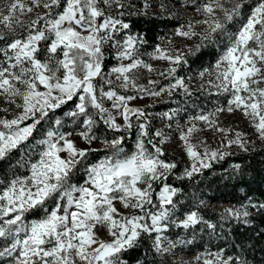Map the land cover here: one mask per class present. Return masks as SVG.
<instances>
[{
  "label": "snow or ice",
  "instance_id": "obj_1",
  "mask_svg": "<svg viewBox=\"0 0 264 264\" xmlns=\"http://www.w3.org/2000/svg\"><path fill=\"white\" fill-rule=\"evenodd\" d=\"M227 3L232 0H202L197 5L196 11L203 19L196 24L206 25L203 34L195 31L196 24L192 22L176 30L178 36L188 39L199 36L201 40L211 41L216 34L225 32L227 24L241 17L246 4L251 5L239 27L229 34L227 46L214 66L213 86L229 96L227 108L217 107L207 114L189 118L190 126L180 131V140L191 165L177 179L191 178L228 154L207 147L199 151L201 146L191 142L193 134L201 130L196 122L227 137L231 129L219 127L215 117L224 111H240L264 139V87L261 86L264 85V0H255V3L236 0L230 8L226 7ZM113 5L123 7L120 0H63V3L62 0H14L7 6L8 14L0 12V41H6L8 33L15 34V26H23L17 12L23 16L31 13L33 7L49 10L62 7L55 16L51 12L37 15L28 24L24 36H15L0 47L3 58L0 60V98L21 109L13 119L0 118V161L7 160L17 150L28 153L21 165L26 166L27 174H13L7 181L0 179V261L4 264H127L122 253L138 247L142 234L155 233L153 247L157 252L176 246L172 242L168 248L162 245L167 239L164 233L168 224L176 223L172 217L180 190L167 180L177 165L162 158L164 151L159 144L166 143L167 137L162 131H156L154 136L160 140L153 141L147 114L131 107L130 101L137 95L159 96L176 89L190 95L185 80L176 76L177 68L187 64V60L182 52L156 47L149 54L150 59L166 61L169 68L160 75L174 79V83L159 91L155 87L138 86L132 76L135 71L156 70L138 57V48L143 43L140 37L126 35L122 42L116 38L129 25L108 14ZM218 13H223V20ZM108 44L118 50L116 59L121 63L105 74ZM125 60L130 63H123ZM205 74L211 73L206 70L199 75L203 78ZM113 75L122 89L135 94L121 95L111 87L105 90L100 86L98 81L111 86L112 80L108 77ZM157 83L149 81L153 86ZM106 100L111 101V109L105 106ZM69 102H74V107L65 115L79 122V130L63 131L62 120L55 119L54 127H49L43 138L29 146L28 141L41 122ZM0 111L8 113L10 109L0 108ZM175 115V112L163 114L168 120ZM117 116L123 124L117 123ZM133 118L138 135L130 152L123 147L124 136L109 140L95 134L94 129L100 122L115 133L130 131ZM73 136L79 137L87 147H78ZM145 137L152 150L146 147ZM98 139L112 151L85 168L86 179L82 185L70 184L69 178L76 166L86 161L91 152L98 151L91 147ZM233 144L245 147L242 133H235L227 147ZM154 185H159L158 191ZM49 200L55 201L51 210L47 205ZM116 202L132 209V214H122ZM33 211L42 214L37 219H26ZM228 213L235 217L248 215L246 211L231 209ZM201 219L196 212H191L176 226L187 229L199 224ZM98 228L107 229L112 239H100ZM201 259L203 264H245L220 252L197 257Z\"/></svg>",
  "mask_w": 264,
  "mask_h": 264
},
{
  "label": "trees",
  "instance_id": "obj_2",
  "mask_svg": "<svg viewBox=\"0 0 264 264\" xmlns=\"http://www.w3.org/2000/svg\"><path fill=\"white\" fill-rule=\"evenodd\" d=\"M136 2L143 5L146 2H150V0H137ZM253 3H255V0H253ZM245 6L241 10V17L227 24L223 34H216L211 41L203 40L199 44L198 50L196 46L185 53L184 58L187 60V64H181L177 68L176 75L178 77L197 75L217 60L220 44L230 32L235 30L234 26L236 23L238 24L242 21L244 16L249 13L251 5H249L247 10ZM61 10L62 7H54L51 15L55 16ZM118 17L129 25L125 32L140 37L143 40V46L148 51L154 50L160 45L161 38L165 35L168 26H176L177 24L166 15L149 9L118 15ZM15 36L19 35L8 33L6 41L11 42ZM6 41H0V47H4ZM105 53L103 71L108 74L116 65L117 59L114 47L111 44L106 45ZM98 83L105 90L111 87L121 95L135 94L130 90L122 89L114 82H112L111 86L103 81H98ZM177 97L178 99L175 102L180 106L202 111L213 105L218 96L205 91H196L190 95L182 94L177 95ZM222 102L226 104V101ZM173 106V103L161 102L147 108H136L142 109L144 112L148 110L162 112L169 110ZM73 107L74 102H69L56 110L55 113H50L46 121H42L41 125L37 127L33 137L29 139L28 145H34L36 140L43 138V134L48 128L54 127L55 119L62 120L64 124L63 131H78L79 122H73L71 117L65 115ZM26 123H31V121ZM94 131L96 136L101 139L107 138L110 140L115 136H124L123 147L126 152H130L135 148L136 130L131 129L130 131L115 133L100 122ZM98 141L100 140L98 139ZM145 144L149 150H152V146L148 144V141H145ZM96 149L98 151L91 152L86 161L76 166L69 178L70 184L77 186L83 184L86 179L85 168L112 151L110 147ZM226 153L228 154L222 160L212 161L211 167L202 169L191 178L177 179L184 172L183 163L176 155L164 150L162 158L168 162H175L177 165L173 170V174L167 180V183L180 190L175 197L177 201L175 213L183 217L191 212H196L202 218L199 224L187 229L173 225L167 233L173 238L179 237L189 240L188 250L191 252L206 249L213 252H221L225 257L239 259L245 264H264V145L255 146L249 150H231ZM27 154V151L17 150L7 160L0 161V179L7 181L13 174H27L26 166H21L24 164V158L27 157ZM32 159H36L35 154L32 155ZM237 165L238 167H235ZM155 187L158 191L159 185H155ZM203 200H210V202H215L216 205H228L231 210H238L241 213L243 212L239 209L247 206L246 212L248 215L235 217L228 213L229 209L212 211L204 207L202 204ZM54 203V200L47 202L49 210H51ZM41 214L33 211L26 215V219H37ZM209 225L214 227H209ZM154 238V233L151 236L142 234L138 247L122 253V259L127 264H171L153 247Z\"/></svg>",
  "mask_w": 264,
  "mask_h": 264
},
{
  "label": "rangeland",
  "instance_id": "obj_3",
  "mask_svg": "<svg viewBox=\"0 0 264 264\" xmlns=\"http://www.w3.org/2000/svg\"><path fill=\"white\" fill-rule=\"evenodd\" d=\"M137 0H120L121 4H123V7H119L117 5H113L111 9L108 10V14L120 19L118 15H123L133 13L139 10H151L155 11L157 13H162L166 15L168 18L173 19L175 21L176 26H168L165 35L161 38L160 47L164 48H171L176 50L177 52H182L184 55L189 50H192L194 47L198 46L203 40L200 39L199 36L193 37L191 39L178 36L176 35V30L181 28L182 26H187L189 22H192L193 24H196L197 21H200L203 19V16L196 11L197 5L202 3V0H194V1H187V0H150V2H146L145 4L141 5L140 3L136 2ZM14 0H0V12H3L4 14H8L6 9L7 6L13 3ZM236 0H232V3H235ZM232 3H227L226 7H231ZM31 6V4L29 5ZM249 8V4H246L245 9L247 10ZM53 9V8H52ZM52 9H45L42 6L39 8L33 7V11L31 13H28L26 15L20 16L17 12V16H19V19L23 21V26H15L16 31L15 34L19 35V37L24 36L28 31V24L31 22V20L36 19L37 15H46L49 12H52ZM218 16L220 19H223V13H218ZM246 17V16H244ZM240 21L238 24L236 23L235 30L239 27ZM43 24V21H41V25ZM206 25L203 24H196L195 31L198 33L203 34L205 31ZM233 30L232 32H234ZM230 32V33H232ZM229 33V34H230ZM225 37L224 41L220 44V48L218 51V58L223 52L224 48L227 46L228 43V36ZM126 35H134L128 32H125V30L121 31L119 35L116 37L118 40H121ZM170 41V43H169ZM155 50V49H154ZM154 50H146L143 44H141L138 48V57L139 59L145 61L148 64H151V66L156 70L154 72H148L146 69H139L135 71L132 76L135 80L136 84L138 86L142 85L147 88L155 87L157 91H159L161 88L167 87L170 83H174V79H169L165 75H160L161 72H167V69L169 68V64L166 61L163 60H153L150 59V55ZM117 49L114 48V53L117 55ZM217 58V59H218ZM3 58L0 57V60ZM217 60L208 68L200 71L197 75L193 76H187V77H180L185 80V83L188 85L189 92L194 93L196 91H205L208 93H211L212 95H217L216 102L208 106L207 108L203 109L202 111L196 110V109H188L183 106H180L177 102H175L178 97L177 95L185 94L182 89H176L172 91L171 93L165 91L162 92L159 96H152L145 94L143 98H141L139 95H137V98L135 100L130 101L131 107H141V108H147L150 107L153 104L156 103H173V107H171L167 111L162 112H153L151 110H148L145 112L147 114L148 118V124H149V135L155 142H159L160 138L155 137L154 133L156 131H162L164 135L167 137V142L163 144H159V146L166 151L171 152L172 154L176 155L181 162L183 163L184 170L185 168H189L191 165V161L188 159L187 154L185 152L184 144L180 140V131L187 129L189 127V118L198 115L200 113L207 114L208 112L213 111L217 107H224L227 108V101L229 99V96L218 92V90L213 86L215 84V63ZM120 61L117 60V63L115 66H118ZM123 63L127 64L130 63V61H123ZM114 66V67H115ZM207 70V73L203 78L200 77L201 72H205ZM110 73V72H109ZM177 76V75H176ZM109 79L112 80L116 85L120 87V81L116 80L115 76H109ZM157 81L158 83L153 86L149 84V81ZM211 81V83H210ZM264 87V85H261ZM227 98V100H225ZM226 101L224 104V102ZM19 99H17V103H19ZM176 103V104H175ZM105 106L109 109L112 108L111 101H105ZM0 108H9L10 111L8 113L0 111V118L6 117L7 119H13L16 115H18L21 112V109L16 108L14 105L7 104L3 98H0ZM175 112L176 115L173 117L172 120L166 119L163 114L164 113H172ZM114 114L115 111H114ZM134 119V126L133 130L137 129L135 126V118ZM216 123L219 127L225 128V129H231V132L225 137L224 133L218 132L213 128H210L209 126L203 124L202 122H196L197 127L201 129L200 131L193 134L191 138V142L194 145H200L199 151L203 152V149L207 147L211 151L219 150L221 152H228L231 150H249L254 148L255 146L264 145V139H261L255 129L251 126L248 119L245 118V116L240 111H234V112H228L224 111L219 113L215 117ZM117 123L123 124V120L117 116ZM171 125V127H169ZM242 133L244 137V144L245 147L241 148L236 144H233L231 147H227L228 140L235 138V133ZM72 139H74L77 143V146L80 148L87 147V145L84 144V142L77 136H73ZM145 141H148V137H145ZM92 148H100L105 147L100 141H94L91 145ZM64 155V154H62ZM82 185V184H81ZM155 187V185H154ZM202 204L204 207L209 208L212 211H220V210H226L230 209V206L225 204H215V202H210V200H203ZM119 211L124 215L132 214V209H125L122 207V205L119 202H116L115 205ZM247 206H243L239 210H242V212L247 211ZM186 217L178 216L176 213L172 217V220L176 221V223H179ZM176 223H169L167 231L170 229L171 226H176ZM167 231L164 233V236L167 237V239L163 242V248H168L169 242H172L176 246L171 248L169 251L166 252H159L161 256L170 262L171 264H203V260H197V257L205 256L207 253H217L209 250H197L194 252H191L188 250V245L190 244L189 240L183 239V238H173L171 237ZM97 236L105 241H110L112 238L108 235L107 229L105 228H98L96 230ZM155 235V233H154ZM221 253V252H220ZM211 258V257H209ZM1 264H4L3 261H0Z\"/></svg>",
  "mask_w": 264,
  "mask_h": 264
}]
</instances>
